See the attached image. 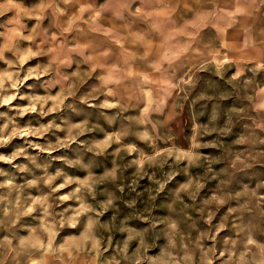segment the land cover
I'll use <instances>...</instances> for the list:
<instances>
[{
	"label": "clouds",
	"instance_id": "1",
	"mask_svg": "<svg viewBox=\"0 0 264 264\" xmlns=\"http://www.w3.org/2000/svg\"><path fill=\"white\" fill-rule=\"evenodd\" d=\"M0 264H264V0H0Z\"/></svg>",
	"mask_w": 264,
	"mask_h": 264
}]
</instances>
